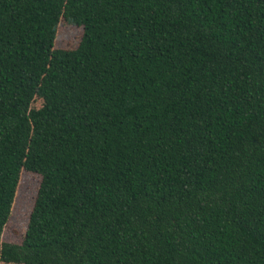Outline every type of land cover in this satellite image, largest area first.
I'll list each match as a JSON object with an SVG mask.
<instances>
[{
  "label": "trees",
  "instance_id": "1",
  "mask_svg": "<svg viewBox=\"0 0 264 264\" xmlns=\"http://www.w3.org/2000/svg\"><path fill=\"white\" fill-rule=\"evenodd\" d=\"M0 264H264V0H0Z\"/></svg>",
  "mask_w": 264,
  "mask_h": 264
},
{
  "label": "rangeland",
  "instance_id": "2",
  "mask_svg": "<svg viewBox=\"0 0 264 264\" xmlns=\"http://www.w3.org/2000/svg\"><path fill=\"white\" fill-rule=\"evenodd\" d=\"M82 35V28L63 26L59 31L57 45L64 49L77 48ZM40 183V176L28 172L23 173L15 201L12 221L4 234L6 241L22 243L28 228Z\"/></svg>",
  "mask_w": 264,
  "mask_h": 264
}]
</instances>
